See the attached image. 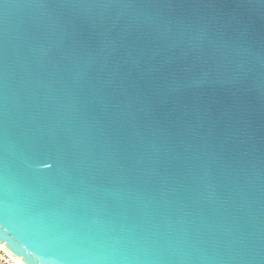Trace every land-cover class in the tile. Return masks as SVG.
<instances>
[{"label": "water", "instance_id": "water-1", "mask_svg": "<svg viewBox=\"0 0 264 264\" xmlns=\"http://www.w3.org/2000/svg\"><path fill=\"white\" fill-rule=\"evenodd\" d=\"M0 244L264 264V0H0Z\"/></svg>", "mask_w": 264, "mask_h": 264}, {"label": "built area", "instance_id": "built-area-1", "mask_svg": "<svg viewBox=\"0 0 264 264\" xmlns=\"http://www.w3.org/2000/svg\"><path fill=\"white\" fill-rule=\"evenodd\" d=\"M0 264H21L19 260L13 258L0 244Z\"/></svg>", "mask_w": 264, "mask_h": 264}]
</instances>
